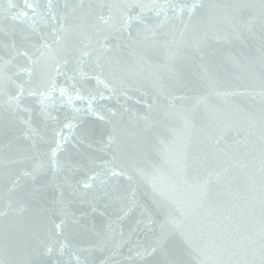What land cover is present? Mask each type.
I'll use <instances>...</instances> for the list:
<instances>
[{
    "label": "water",
    "instance_id": "1",
    "mask_svg": "<svg viewBox=\"0 0 264 264\" xmlns=\"http://www.w3.org/2000/svg\"><path fill=\"white\" fill-rule=\"evenodd\" d=\"M27 3L0 0V264H264V0Z\"/></svg>",
    "mask_w": 264,
    "mask_h": 264
},
{
    "label": "snow or ice",
    "instance_id": "2",
    "mask_svg": "<svg viewBox=\"0 0 264 264\" xmlns=\"http://www.w3.org/2000/svg\"><path fill=\"white\" fill-rule=\"evenodd\" d=\"M26 2V6L28 8H32L33 5L30 4V3H27V0H25ZM195 7V5H193V8ZM22 16H27V13L26 12H23L21 13ZM137 19L140 21V23H144L143 20H140L139 17H137ZM145 27L148 29V30H151V28L148 26V25H145ZM41 44L39 46V48H43V49H51V45L47 43V41L41 37ZM39 48H37V51H39ZM63 55H64V59H63V65L65 68H69V66L71 65L72 63V60H71V57L73 55L72 53V50L70 47H64L61 49ZM20 55H27V53H19ZM90 53H82V56H89ZM29 62H30V66L26 69H21L22 71H27L29 73V76L30 78L31 77H34L35 80L33 81L32 79H30L28 81V83H40V82H43L46 77H47V70H46V65L45 63L42 61L41 57H36L35 59L29 57ZM6 63L8 64H11V60L7 61ZM97 65L99 66V61H97ZM57 74L60 75H64L66 81L70 82L68 84V87H70L71 89L75 90L76 93H77V97L78 98H84L81 94L83 92H85L87 90V86L86 84H82L80 83L77 79H76V76L75 74H70V72H65V73H60V70H59V66L57 67ZM19 88V91H20V94L22 95L25 91V87H24V84H20L17 86ZM68 87H61L59 89L60 91V95L63 97L65 96L67 93H68ZM51 91H56V85H55V82L52 81V84H51ZM29 95H36V93L34 91H29ZM95 95L91 92H89L88 94V99L90 101V105L89 107H91V101L92 100H95ZM101 99H103V96L100 97ZM70 99H69V103H70ZM42 111H46V108H42ZM77 112H79L80 110L79 109H76ZM103 118V117H101ZM69 127H71L72 125L69 124L68 125ZM59 146V145H58ZM117 173L113 172V175H116ZM86 187H88L89 185H85ZM59 227V226H57ZM163 243H164V238L163 237H160L159 239H157L156 241V244L157 246L159 247H162L163 246ZM46 251L47 252H51L52 249L50 247L46 248ZM152 251H156V248H153ZM83 264H87V261L83 262Z\"/></svg>",
    "mask_w": 264,
    "mask_h": 264
}]
</instances>
